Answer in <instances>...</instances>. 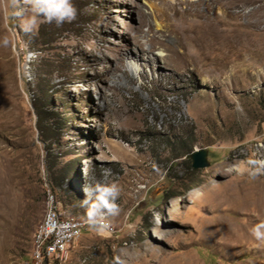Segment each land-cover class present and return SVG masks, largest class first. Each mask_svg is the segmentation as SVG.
Returning a JSON list of instances; mask_svg holds the SVG:
<instances>
[{
	"label": "rangeland",
	"instance_id": "1",
	"mask_svg": "<svg viewBox=\"0 0 264 264\" xmlns=\"http://www.w3.org/2000/svg\"><path fill=\"white\" fill-rule=\"evenodd\" d=\"M261 1L72 0L73 21L24 32L0 0V264H31L47 191L109 230L87 224L66 260L44 264H264L257 242L220 238L260 232L241 203L264 194ZM151 36L142 55L134 43ZM123 47L140 54L128 80L111 59ZM200 150L208 166L194 170ZM101 181L119 189L115 215L82 206Z\"/></svg>",
	"mask_w": 264,
	"mask_h": 264
},
{
	"label": "clouds",
	"instance_id": "2",
	"mask_svg": "<svg viewBox=\"0 0 264 264\" xmlns=\"http://www.w3.org/2000/svg\"><path fill=\"white\" fill-rule=\"evenodd\" d=\"M10 15L19 19V27L24 32H31L37 26V20L43 23L54 24L56 27L71 22L76 17V9L72 0H8ZM103 177V173H102ZM119 193L115 182H96L84 189L82 206L95 216V209H103L111 215L119 209L114 200ZM251 234L257 240L264 239V235L253 229Z\"/></svg>",
	"mask_w": 264,
	"mask_h": 264
},
{
	"label": "built area",
	"instance_id": "3",
	"mask_svg": "<svg viewBox=\"0 0 264 264\" xmlns=\"http://www.w3.org/2000/svg\"><path fill=\"white\" fill-rule=\"evenodd\" d=\"M87 224L101 231L109 230L98 217L82 221L64 215L54 195L47 191L43 219L32 235L31 264H44L49 259L59 263L66 260L69 248L80 238Z\"/></svg>",
	"mask_w": 264,
	"mask_h": 264
},
{
	"label": "bare ground",
	"instance_id": "4",
	"mask_svg": "<svg viewBox=\"0 0 264 264\" xmlns=\"http://www.w3.org/2000/svg\"><path fill=\"white\" fill-rule=\"evenodd\" d=\"M235 1L236 0H234V2ZM234 2H233V4H234ZM261 3H264V2L261 1ZM175 31H180L182 34L187 35V38H188V32L186 33V30L177 28V30H175ZM153 38H154V36H151L150 42L147 40L145 41V43H142L140 40L135 42L134 48L137 51H140V53L142 55H144L145 53H151V49L153 46V43H152ZM197 38H198L199 42L202 40V43H204V48L207 51L209 49V39H211V35L204 32V34H202V35L197 34ZM188 40H189V38H188ZM258 41H260V40H258ZM261 41H262V39H261ZM137 57L140 58V54H137V52H135L133 55L131 48L123 47L121 49L116 50V55L112 56L111 59L113 60V58H114L116 60L115 71L120 72L124 76V78L127 79V70H128L127 60H133V59H136ZM163 63L166 66H170L168 60H164ZM110 86L112 87L113 84H111ZM241 206L243 208H245L246 211H250V213L253 214L252 215L254 217L253 219L256 220V222L259 220L257 222V224H258L257 228L260 229V233L262 235H264V194L262 195V193L259 190H257L255 193V196L252 199H245L244 198L242 203H241ZM234 230H235V228H234ZM234 230L228 231V232L224 233L223 235L221 234L220 238L231 242V244L235 243V244H242V245L245 243H250V242L254 241V243L257 242V246H256L257 252H260V254L264 252V239L257 240L252 236V234H249L244 229H239L236 231H234ZM230 247L232 248V246H230ZM186 264H192V263L190 261H186Z\"/></svg>",
	"mask_w": 264,
	"mask_h": 264
},
{
	"label": "trees",
	"instance_id": "5",
	"mask_svg": "<svg viewBox=\"0 0 264 264\" xmlns=\"http://www.w3.org/2000/svg\"><path fill=\"white\" fill-rule=\"evenodd\" d=\"M38 92L41 96L42 99H44V102L41 104V108H36V113H37V126L40 125H44L43 129L39 127L40 130V134H42L43 136L49 138L51 137V133L52 131V124L48 125L46 124V121L49 120V116L50 113L47 111L46 106H47V102L49 103L50 101V94L47 91H43L42 88L38 87L37 88ZM59 121L62 122L64 121L63 118H59ZM69 170V168H67Z\"/></svg>",
	"mask_w": 264,
	"mask_h": 264
},
{
	"label": "water",
	"instance_id": "6",
	"mask_svg": "<svg viewBox=\"0 0 264 264\" xmlns=\"http://www.w3.org/2000/svg\"><path fill=\"white\" fill-rule=\"evenodd\" d=\"M189 159L191 161V168L194 170L203 169L208 166L207 153L205 150L194 151Z\"/></svg>",
	"mask_w": 264,
	"mask_h": 264
}]
</instances>
